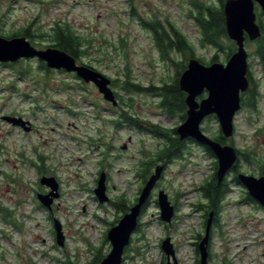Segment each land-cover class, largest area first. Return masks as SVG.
Instances as JSON below:
<instances>
[{
    "label": "rangeland",
    "instance_id": "374dc122",
    "mask_svg": "<svg viewBox=\"0 0 264 264\" xmlns=\"http://www.w3.org/2000/svg\"><path fill=\"white\" fill-rule=\"evenodd\" d=\"M196 3L219 5L218 0H0L3 36L30 25L38 35L58 21L70 23L91 42L89 54L79 62L118 79L112 87L121 96L120 106H112L94 84L63 70L47 72L37 58L22 59L14 67L0 63V264H68V260L88 264L98 248L104 256L109 253L107 232L122 213L96 197L101 171L107 173L109 197L133 200L144 185L142 161L165 143L130 125L121 113L129 111L143 124L150 121L168 129L183 122L178 114L158 107L160 96L122 89L126 72L142 86L161 85L175 75L176 67L161 58L153 33L142 20L171 21L194 44L196 55L209 62L216 50L201 45L202 34L192 16ZM34 39L41 43L39 48L50 44ZM246 47L249 70L258 85V109L242 107L232 138L234 146L255 150L261 163L241 160L240 169L258 176L264 166V63L256 55L255 43ZM174 57L182 61L185 54L174 52ZM218 61H227L223 52ZM206 96L205 91L198 100ZM3 115L22 116L35 128L14 127L1 119ZM201 125L210 136L220 129L216 115L206 117ZM37 154L45 158L47 175L56 176L61 184L53 211L42 207L36 196L38 191L47 194L30 164L38 160ZM216 160L189 140L182 156L165 164L147 201L144 229L129 244L125 264H166L161 239L167 234L180 264H200L193 242L198 233L204 235L206 218L199 209L205 202L198 187L215 172ZM226 180L229 192L219 221L212 225L209 264H264V207L248 198L247 188L234 182L231 172ZM161 189L178 204L176 228L168 229L158 220L156 200ZM54 218L65 235L63 246L57 244Z\"/></svg>",
    "mask_w": 264,
    "mask_h": 264
},
{
    "label": "water",
    "instance_id": "95a60500",
    "mask_svg": "<svg viewBox=\"0 0 264 264\" xmlns=\"http://www.w3.org/2000/svg\"><path fill=\"white\" fill-rule=\"evenodd\" d=\"M257 6L264 13V0H226L224 4L225 22L229 38L236 43V50L223 63L215 61L210 64L191 57L186 69L179 78V86L186 95V119L176 128L180 140L193 139L201 145H207L214 152L218 162L217 180L221 182L233 169L237 160L236 146L231 143L222 144L202 129V121L216 115L223 135L230 139L235 134V117L242 109V93L250 86L248 78L249 52L246 41H255L262 36V28L258 21ZM37 58L46 63L50 69L64 70L74 73L85 83L94 84L103 98L113 106H119V99L112 87V79L99 70L84 63L58 47L39 48L26 36L4 37L0 35V62L14 63L21 59ZM207 92V96L198 100V96ZM3 120L25 131L32 128L31 121L22 116L3 115ZM127 145H124V149ZM165 165L159 163L144 183L137 202L122 215L118 223L107 232L111 249L99 264H122L126 247L130 244L143 206L149 200L156 184L163 176ZM240 183L252 198L264 207V175L255 176L240 172L237 175ZM41 183L51 188L47 194L39 193L38 199L44 206H51L58 197V182L54 176H42ZM100 203L110 200L107 194L106 172L100 173L97 186L94 188ZM160 217L170 223L175 214L169 194L161 189L158 192ZM214 211H211L205 226V233L199 242L200 263L209 264V243L213 225ZM57 244L64 245L65 235L59 220H54ZM162 249L169 259L168 264H179L174 244L168 236L162 241ZM171 258L173 262H171Z\"/></svg>",
    "mask_w": 264,
    "mask_h": 264
},
{
    "label": "trees",
    "instance_id": "16d2710c",
    "mask_svg": "<svg viewBox=\"0 0 264 264\" xmlns=\"http://www.w3.org/2000/svg\"><path fill=\"white\" fill-rule=\"evenodd\" d=\"M225 1L226 0H218L219 5L216 3H196L195 11H193L192 16L202 34L200 39L201 45L210 46L216 50V53L209 62H206L203 58L196 55L194 44L190 42L188 38L182 33V31L171 21H164L163 19L157 17L148 19V21H145L143 19L142 24L153 33L154 43L159 51L161 58L165 61L171 62L176 67L175 75L171 78L170 81L164 82L161 85L152 84L149 86H142L139 83H135L132 80L133 78L130 76V73L126 72L124 73L125 80L123 81L122 89L127 92H145L151 95L160 96L158 107L169 114H178L182 121H184L187 116V104L185 101L187 94L181 90L179 86V78L182 72L186 69L189 59L191 57H196L201 62L210 64L212 62L218 61L220 52H223L226 59L228 60L231 54L236 50V43L229 38L227 33L224 13ZM262 16H264V13L262 11H258V21L262 28V36L255 41H250L249 39H247L246 46L249 43H255L257 47L256 55L264 63V21L262 19ZM0 35L3 36L1 32ZM13 36H26L28 39H31L32 43L36 46H40L41 43L35 42L34 38H39V40L42 41H49L50 44L45 45L46 47L53 46L65 50L69 54L76 57L78 62L82 57H85L89 54V47L91 43L84 36L78 33L73 25L68 22L62 21L56 22L49 31H41L40 33H38V35L33 33V29L30 25L23 30H19L15 33L7 35V37ZM174 52L180 54L184 53L185 59L176 62ZM15 64L16 63H7V65L13 67L15 66ZM86 65L94 68L90 64ZM40 67L45 69L47 72H52L55 70L48 68L46 66V63L42 60H40ZM250 71L251 70L248 71L250 86L246 92L242 93V107L249 109L251 112H254L258 109L259 92L257 90L258 85L253 79ZM21 72V74H24V71ZM112 80L113 85H117L118 79ZM116 96L118 99H121V96H119L118 93H116ZM125 104L128 107H131L132 105L131 102H127ZM121 117L126 119L130 125L136 126L142 131H148L154 136L160 137L165 140L164 145L154 154V156L146 158V160L144 159V161H142L143 169L140 176L144 183L152 173V167L155 164L157 165V162H164L165 165L173 158H180L182 156L184 141H181L179 139L176 128H164L159 124L150 123V121H145L143 124L139 122L141 120L134 113H130L129 111L122 112ZM211 137L222 144L231 143L234 145L233 138L227 139L221 132V129L214 132ZM202 146L210 156H212L213 158L216 157L209 146ZM254 151L255 150H250L248 148L244 149L237 147L238 160L232 170L235 172L241 171V160H245L250 164L254 162L261 163V160L257 158V154ZM214 168L215 172L198 187V190L201 192V195L203 196L202 198L205 202H201L199 205V208L205 211V226L207 218L211 211H214L213 223H217L219 221V214L229 192L226 177L221 182H218L217 180V160L214 162ZM261 173L264 174V166H262L261 168ZM234 182L240 183L236 175L234 176ZM248 195L249 199L254 200V198H252L250 194ZM118 201L119 202L117 203V209L120 212L126 213L129 209L126 199L120 197L118 198ZM128 202L130 203V205H133V200H130ZM118 219L119 217L116 221L110 224V226L112 227V225L116 223ZM202 237V233H199L197 236L199 241L202 239ZM199 241L196 243L195 249L197 254H199ZM104 257L105 256L102 253V249L98 248L94 259L88 262V264H99ZM67 262L68 264H78L77 262L71 260H68Z\"/></svg>",
    "mask_w": 264,
    "mask_h": 264
},
{
    "label": "flooded vegetation",
    "instance_id": "af4514ba",
    "mask_svg": "<svg viewBox=\"0 0 264 264\" xmlns=\"http://www.w3.org/2000/svg\"><path fill=\"white\" fill-rule=\"evenodd\" d=\"M9 64V63H8ZM120 106V105H119ZM17 116V115H16ZM1 119H3L2 118V116H1ZM10 124V123H9ZM32 124V128H31V130H34V128H35V126L33 125V123H31ZM13 126V125H12ZM14 127H17V126H14ZM193 141V139L191 140V138H189V139H184V140H181V141H184V146L183 147H185V144L188 142V141ZM37 157H38V160H30V164L31 165H33L34 166V169H35V171H37V175H38V179H39V182H40V184L41 185H43L44 186V188H45V190H44V192H46V193H49L50 191H51V188L49 187V186H47V185H44V184H42L41 183V177L42 176H44V175H46V176H54V175H47L49 172L45 169V167H44V162H45V158L43 157V154H37ZM1 163V162H0ZM0 172H1V168H0ZM102 172V171H101ZM231 172V174H232V176H233V178H234V176L236 175H238V173H240V172H243L242 170L241 171H238V172H235V171H233V170H231L230 171ZM247 174H250V173H247ZM253 175V174H252ZM262 175H264L263 173H261V171H260V173H259V175L257 176V175H255V176H257V177H259V176H262ZM55 178H56V180H57V182H58V191H57V193H58V197H60V195H61V184H60V181H59V179L56 177V176H54ZM106 177H107V173H106ZM97 182H98V180H97ZM143 187V186H142ZM39 193H41V192H37V194H36V196L39 194ZM58 197H55L54 199H53V202H52V204H51V206H49V207H47V206H44L42 203H40V205L42 206V207H47V209H48V211H53V208H54V206H55V203H56V201H57V198ZM37 198H38V196H37ZM137 200H138V196L137 197H135V199H133V205L137 202ZM253 201H255V199L253 200ZM119 201H118V199L116 198H113V197H110V200H109V203L111 204V205H113V206H115L116 208H117V203H118ZM156 202L158 203V197H157V200H156ZM171 202H172V204L175 206V214H174V217H173V219H172V221L170 222V223H168V222H165V221H163L162 219H161V217H160V211H159V213H158V220H159V222L163 225V226H165L166 228H168V229H171V228H176V226H175V220H176V216H177V209H178V204L177 203H175V201H172L171 200ZM127 205L129 206V209H128V211L130 210V208H131V206L132 205H130V203L129 202H127ZM159 205V204H158ZM146 206H147V203L143 206V208H142V212H141V214H140V216H139V219H138V226H137V228H136V230L134 231V233H133V237H132V240H131V243L133 242V240H134V238H135V235L138 233H141L142 232V230L144 229V224H143V215H144V213H145V208H146ZM200 209V208H199ZM202 210V209H201ZM127 211V212H128ZM122 213V215L124 214V212H121ZM121 215V216H122ZM51 216V215H50ZM120 218L121 217H119V219H118V221L120 220ZM56 218H54V220H55ZM213 220H214V218H213ZM118 221L116 222V223H118ZM114 222V221H113ZM113 222H111L110 224H112ZM116 223H114L112 226H114ZM55 228V227H54ZM199 234V233H198ZM198 234H197V236H198ZM168 236H170L169 234H167V235H165L161 240L163 241L164 240V238H166V237H168ZM197 236H196V238H197ZM172 238V237H171ZM172 240V239H171ZM211 240V239H210ZM199 240H198V238H197V241H194L193 242V245H194V250L196 249V243L198 242ZM200 242V241H199ZM173 244H174V242H172ZM210 244V243H209ZM199 245V244H198ZM161 246H162V243H161ZM130 249V246L128 245L127 247H126V249H125V252H124V259H123V264H125L126 263V261H127V259H128V256H127V254H128V250ZM174 249H175V252H176V248H175V244H174ZM195 252H196V250H195ZM211 252H210V249H209V261H210V256H211V254H210ZM196 255H197V263H200V252H199V254H197L196 253ZM199 259V260H198ZM179 260V259H178ZM170 261H169V259L167 258V256H166V264H168ZM171 262H173V259L171 258ZM201 264V263H200ZM225 264H229L227 261L225 262Z\"/></svg>",
    "mask_w": 264,
    "mask_h": 264
}]
</instances>
